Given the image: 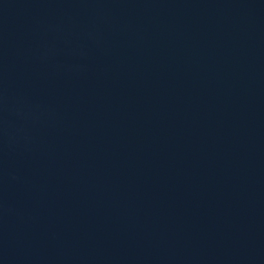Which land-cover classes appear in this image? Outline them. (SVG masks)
<instances>
[{
  "label": "water",
  "instance_id": "95a60500",
  "mask_svg": "<svg viewBox=\"0 0 264 264\" xmlns=\"http://www.w3.org/2000/svg\"><path fill=\"white\" fill-rule=\"evenodd\" d=\"M0 264H264V0H0Z\"/></svg>",
  "mask_w": 264,
  "mask_h": 264
}]
</instances>
